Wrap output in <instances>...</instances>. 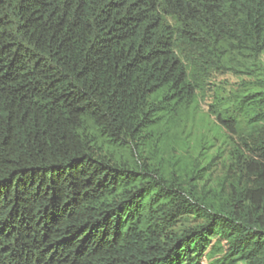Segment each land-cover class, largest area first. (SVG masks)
Returning a JSON list of instances; mask_svg holds the SVG:
<instances>
[{
  "label": "trees",
  "instance_id": "obj_1",
  "mask_svg": "<svg viewBox=\"0 0 264 264\" xmlns=\"http://www.w3.org/2000/svg\"><path fill=\"white\" fill-rule=\"evenodd\" d=\"M263 52L264 0H0V264H264V80L213 111L228 188L145 150Z\"/></svg>",
  "mask_w": 264,
  "mask_h": 264
},
{
  "label": "rangeland",
  "instance_id": "obj_2",
  "mask_svg": "<svg viewBox=\"0 0 264 264\" xmlns=\"http://www.w3.org/2000/svg\"><path fill=\"white\" fill-rule=\"evenodd\" d=\"M263 80L264 52L255 66L248 70L242 69L241 73L229 70L212 71L203 91L198 96L196 113L192 117L189 116L183 123L186 126L184 135L174 136L178 131L171 130L167 137L164 136L149 143L150 146L145 148L146 156L160 160L164 168L182 170V174L183 169L186 168L184 169L186 173L194 176L192 184H195L196 177L201 175L202 180L199 181V186L200 189L204 186V191L219 189L220 186L224 189L228 188L234 173L230 170L229 156L236 141L228 132L220 129L213 111L218 110V101L228 104L236 103L246 94V88L251 93L261 92L259 85ZM200 141L203 142L202 153L198 149ZM194 224L195 221L191 218L183 217L173 231L178 233ZM208 262L207 258H203L201 264H208Z\"/></svg>",
  "mask_w": 264,
  "mask_h": 264
}]
</instances>
